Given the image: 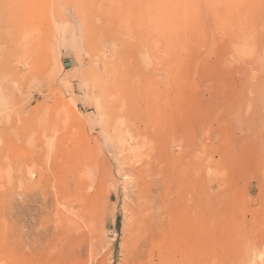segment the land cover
<instances>
[{"label":"rangeland","instance_id":"obj_1","mask_svg":"<svg viewBox=\"0 0 264 264\" xmlns=\"http://www.w3.org/2000/svg\"><path fill=\"white\" fill-rule=\"evenodd\" d=\"M0 264H264V0H0Z\"/></svg>","mask_w":264,"mask_h":264}]
</instances>
